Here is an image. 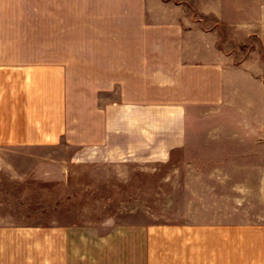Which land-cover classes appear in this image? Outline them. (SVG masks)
Instances as JSON below:
<instances>
[{
  "label": "crops",
  "instance_id": "crops-1",
  "mask_svg": "<svg viewBox=\"0 0 264 264\" xmlns=\"http://www.w3.org/2000/svg\"><path fill=\"white\" fill-rule=\"evenodd\" d=\"M207 120L244 161L213 154L172 219L127 201ZM254 152L264 0H0V264H264Z\"/></svg>",
  "mask_w": 264,
  "mask_h": 264
},
{
  "label": "rangeland",
  "instance_id": "rangeland-1",
  "mask_svg": "<svg viewBox=\"0 0 264 264\" xmlns=\"http://www.w3.org/2000/svg\"><path fill=\"white\" fill-rule=\"evenodd\" d=\"M213 124L214 123L212 121L207 120V122H205V125L202 124L201 128L192 126L189 130L190 144L187 147V150H175L173 152H179L178 156H173L167 162H159L157 164V170L154 172L155 176H133L131 180L125 182L124 184H126V188L125 190H123V195L128 198L127 201L135 200V207L141 208L142 210L148 209L153 213L154 217L157 220L172 219L174 215H178L179 213L184 211L183 204L184 202H186V194L184 193L182 187L183 181H196L198 174L205 172V170H209L208 167H206L205 170H200L199 166L213 165V163H216L215 159L218 158L212 157L213 154H216L217 156L222 158V160H224L229 157L228 153H232L233 159H235L236 161H244L243 158L238 156L242 155L241 153H245V151H241L242 149H247L245 147L242 148V146L245 145V142H237L241 148H237V150H234V152H229V141H223L222 145H218L223 149L222 151L215 150L216 143L211 138L213 135V130L215 128ZM240 129L241 127H239V130ZM217 130L218 126L216 127V131ZM216 131L214 133H216ZM240 132L239 134L241 135ZM254 134L255 133H253L252 135ZM249 144H252V142H249ZM253 145L254 144H252V146ZM224 149H226V151ZM182 152H186V154L183 155ZM222 163L224 164L225 162ZM252 163L255 166L264 165V157H261L258 152H254L253 158H250L248 161V164ZM189 165H193V167L190 169L184 167ZM244 177L245 174H239V196H251L255 198L264 195L263 190L259 188L258 173H254L253 175V188H245L246 182L244 180ZM0 179H5V173H0ZM119 191L120 190H114V193L112 195H117ZM190 191L194 190L191 189ZM116 207L117 206L114 205L113 208ZM126 207H134V205L127 204ZM260 208L261 206L258 204L253 205L252 209L254 210V215L259 212L258 209ZM1 211H5V209L0 207V212ZM13 215L14 217H19L25 214L13 212Z\"/></svg>",
  "mask_w": 264,
  "mask_h": 264
}]
</instances>
